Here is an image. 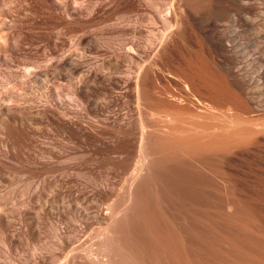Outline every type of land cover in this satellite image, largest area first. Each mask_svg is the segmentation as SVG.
Listing matches in <instances>:
<instances>
[{
    "label": "rangeland",
    "instance_id": "374dc122",
    "mask_svg": "<svg viewBox=\"0 0 264 264\" xmlns=\"http://www.w3.org/2000/svg\"><path fill=\"white\" fill-rule=\"evenodd\" d=\"M193 3L195 24L180 23L155 66L147 0H0V105L15 111L0 106V264H57L72 240L97 247L130 189L139 117L149 156L120 224L134 253L264 264V0ZM232 72L247 75L244 89ZM223 120L233 132L167 131Z\"/></svg>",
    "mask_w": 264,
    "mask_h": 264
},
{
    "label": "bare ground",
    "instance_id": "6f19581e",
    "mask_svg": "<svg viewBox=\"0 0 264 264\" xmlns=\"http://www.w3.org/2000/svg\"><path fill=\"white\" fill-rule=\"evenodd\" d=\"M233 2H241L242 0H231ZM206 4L209 8L213 7V3L215 0H206ZM148 6L153 9L154 15L150 14L149 16V21L148 24L151 25L153 28L149 32V35L151 36L148 38V42L151 45H154L155 47L157 46V50L152 54L151 58V65H157L156 61L159 58V51L158 49L162 48L166 44H168L171 39L173 40L175 35H178L180 32L176 33L177 29L182 28V24L184 20L186 22H192L191 24H195L197 15L200 12V8L194 5L193 0H147ZM212 4V5H211ZM243 4V3H242ZM207 7V8H208ZM194 22V23H193ZM146 23V22H145ZM179 28V29H180ZM182 30V29H181ZM147 31V30H146ZM176 33V34H175ZM209 41L210 44L213 46L214 49L220 50L223 53H228L231 49H229V45L223 42V38L215 36L213 33L210 34L209 36ZM144 43V42H143ZM143 45V44H142ZM147 46V45H146ZM147 48V47H146ZM165 48V47H164ZM144 60V59H143ZM150 61V60H149ZM147 63V62H146ZM147 65V64H146ZM154 66V69H155ZM159 67V66H158ZM144 68V66H143ZM33 69V68H32ZM157 69V68H156ZM159 70V69H157ZM162 70V69H161ZM27 72L30 71L29 67L26 70ZM140 70V74L142 73ZM139 74V75H140ZM171 74V73H170ZM231 75V83L236 89H244V86L246 82L248 81L247 75L246 74H239L237 72H232ZM85 76V75H84ZM173 76V75H172ZM140 78V77H139ZM179 78V77H178ZM81 79V78H80ZM158 79V78H157ZM177 79V78H176ZM180 79V78H179ZM74 80V79H73ZM85 80V79H84ZM83 82H86L84 81ZM145 81V80H144ZM44 82V81H43ZM181 82V81H180ZM185 82V81H184ZM183 82V83H184ZM87 83V82H86ZM85 83V84H86ZM188 84L187 82H185ZM143 84V83H142ZM184 84V85H186ZM34 85V84H33ZM45 85V84H44ZM86 86V85H85ZM162 86V85H161ZM187 86V85H186ZM55 87V86H54ZM189 87V86H188ZM57 88V87H56ZM89 88V87H88ZM175 88V87H174ZM44 89V88H43ZM167 89V88H166ZM165 89V90H166ZM190 89V88H189ZM55 90V89H54ZM188 90V89H187ZM47 91V90H46ZM158 91V90H157ZM191 91V90H190ZM58 92V91H57ZM135 92H136V97H137V107L139 109V114L143 113L141 112L140 108V100L143 99L142 93H141V84L140 81L137 79L136 84H135ZM156 92V91H155ZM168 92V91H167ZM178 92V91H177ZM43 93V92H42ZM193 93V92H192ZM56 94V93H55ZM181 94V93H180ZM67 97L69 98V101L74 99V96L70 94H66ZM169 95V94H168ZM195 95V94H193ZM10 96V95H9ZM162 96V95H161ZM12 97V96H11ZM10 97V98H11ZM59 97V96H58ZM66 97V98H67ZM175 97V96H174ZM177 97V96H176ZM182 97V96H181ZM185 97V96H184ZM192 97V96H191ZM194 97V96H193ZM8 98V96H7ZM15 98V97H14ZM5 99V98H4ZM16 99V98H15ZM197 99V98H196ZM13 100V99H11ZM75 100V99H74ZM178 100V99H176ZM2 101H4L2 99ZM14 101V100H13ZM146 101V100H145ZM181 101V100H180ZM6 101H4L5 103ZM9 102V100H8ZM180 103V102H179ZM202 103V102H201ZM200 103V104H201ZM204 103V102H203ZM3 104V103H2ZM2 104L0 106H2ZM7 104L10 103H5L3 104L7 108V112H4V115L11 120H13V116L15 117L14 112H10L11 110L8 109ZM202 105V104H201ZM2 106V107H4ZM10 106V105H9ZM194 106V105H193ZM206 106V104H205ZM12 107V106H11ZM10 107V108H11ZM209 107V105H208ZM207 108V107H206ZM12 109V108H11ZM143 110V109H142ZM153 110V109H152ZM169 110V109H168ZM200 110V109H199ZM213 111V110H212ZM224 111V110H223ZM18 112V111H17ZM156 112V111H155ZM176 112V111H175ZM203 112V111H202ZM207 112V111H206ZM12 113V114H11ZM19 113V112H18ZM146 113V111H145ZM152 113H154L152 111ZM151 113V115H152ZM164 113V112H163ZM223 113V112H222ZM2 114V113H1ZM21 114V112H20ZM160 114V113H159ZM170 114V113H169ZM169 114H162L160 115L163 117L164 121L171 120ZM199 114V113H198ZM179 115V114H177ZM200 115V114H199ZM2 117L0 118L1 122L6 123V118ZM180 116V115H179ZM183 116V115H182ZM191 116V115H190ZM198 116V115H197ZM160 117V118H161ZM213 117V116H212ZM13 118V119H12ZM180 118V117H179ZM184 118V117H183ZM215 118V117H214ZM152 119V118H151ZM162 119V118H161ZM187 119V118H186ZM217 119V118H216ZM234 119V118H232ZM229 120V119H228ZM235 120V119H234ZM177 121V120H176ZM183 121V120H182ZM156 122V121H155ZM172 122V121H171ZM190 122V121H189ZM195 122V121H194ZM216 122V121H215ZM221 125L219 124L218 126L216 125L215 127H212V129H199V127L194 126V127H188V126H180V128L176 127L175 129L172 128L169 134L171 135H176L181 138H187L188 136L192 135H199L200 137L203 136H209L210 134L216 135V133L220 132H233V122L228 121L226 122L223 120ZM139 127H140V142H139V148H138V161L133 168V171L131 172L129 176V183H130V189L126 193L124 202L122 207L120 206L119 208H112V210L108 213L106 220H104L105 224L103 227L102 235L99 240V243H97V247L93 248L92 245L86 244H75V240H72L68 246V249L66 250L64 254V260L58 262L57 264H145L142 261V258L140 260L139 254L138 257L132 250L131 246L128 245V242L124 240V237L122 236V229L120 226L121 221L128 217V211L130 208L133 206L134 203V197L132 195L131 187L132 183L136 182L139 177L141 170L143 171V167L146 164L145 160L146 158L148 159L149 156V149L146 146V136H147V130L146 126L147 124L145 123L144 119L142 117H139ZM157 123V122H156ZM170 123V122H169ZM187 123V122H185ZM192 123V122H191ZM202 123V122H201ZM206 123V122H205ZM213 123V122H212ZM220 123V122H219ZM233 123V124H232ZM162 124V123H161ZM182 124V123H180ZM188 124V123H187ZM214 124V123H213ZM218 124V123H217ZM165 125V124H164ZM168 125V124H166ZM170 125V124H169ZM7 126V123L6 125ZM4 126V128H5ZM178 126V125H177ZM169 127V126H168ZM245 127V126H244ZM249 127V126H248ZM162 128V127H161ZM235 128V127H234ZM157 129V128H156ZM159 129V128H158ZM157 129V130H158ZM167 129V128H166ZM165 129V130H166ZM155 130V128H154ZM164 130V131H165ZM243 130V129H242ZM163 131V129H162ZM250 131V130H249ZM228 133V134H229ZM168 134V133H167ZM168 134V135H169ZM222 134V133H221ZM227 134V135H228ZM166 135V134H165ZM226 135V133H225ZM192 136V137H193ZM211 136V135H210ZM209 136V137H210ZM168 137V136H167ZM173 138V137H172ZM188 138H191L188 137ZM194 138V137H193ZM202 138V139H203ZM206 138V137H205ZM163 140V139H162ZM169 141V140H168ZM180 142V141H179ZM183 142V141H182ZM218 143V142H217ZM191 144V143H190ZM174 145V144H173ZM196 145V144H195ZM208 145V144H207ZM175 146V145H174ZM214 146V145H213ZM218 146V145H217ZM177 148V147H176ZM181 148V147H180ZM187 149V148H186ZM185 150V149H184ZM183 150V151H184ZM211 151V150H210ZM184 154V153H183ZM194 155V154H193ZM198 158V157H197ZM148 160H146L147 162ZM149 163V162H148ZM147 166V165H146ZM165 180V179H164ZM134 187V186H133ZM135 204V203H134ZM125 220V219H124ZM125 231V230H124ZM126 239V238H125ZM98 241V240H97ZM80 243V242H79ZM137 253V252H136ZM178 255V254H177ZM178 262V261H177ZM171 263V262H170ZM56 264V263H55ZM147 264V263H146Z\"/></svg>",
    "mask_w": 264,
    "mask_h": 264
},
{
    "label": "flooded vegetation",
    "instance_id": "af4514ba",
    "mask_svg": "<svg viewBox=\"0 0 264 264\" xmlns=\"http://www.w3.org/2000/svg\"><path fill=\"white\" fill-rule=\"evenodd\" d=\"M0 58H1V59H4V58H5V55H4L3 52H0Z\"/></svg>",
    "mask_w": 264,
    "mask_h": 264
}]
</instances>
